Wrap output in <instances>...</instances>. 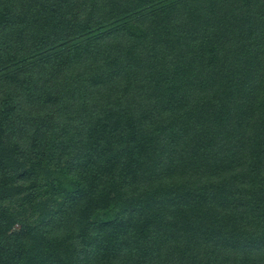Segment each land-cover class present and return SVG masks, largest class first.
I'll return each mask as SVG.
<instances>
[{
  "label": "trees",
  "instance_id": "16d2710c",
  "mask_svg": "<svg viewBox=\"0 0 264 264\" xmlns=\"http://www.w3.org/2000/svg\"><path fill=\"white\" fill-rule=\"evenodd\" d=\"M0 264H264V0H0Z\"/></svg>",
  "mask_w": 264,
  "mask_h": 264
},
{
  "label": "rangeland",
  "instance_id": "374dc122",
  "mask_svg": "<svg viewBox=\"0 0 264 264\" xmlns=\"http://www.w3.org/2000/svg\"><path fill=\"white\" fill-rule=\"evenodd\" d=\"M24 192V191H23ZM33 190L26 191V195H28L29 203L25 205H14V207L19 208L18 213V224L16 228H18L21 224H31L33 222H37L39 219H42L45 215L49 213L51 205H53L52 199H48L45 195L38 196V200L35 202V197H33ZM45 203H50V205H45ZM50 206V207H49ZM55 206V205H54ZM109 215H101L99 220H104Z\"/></svg>",
  "mask_w": 264,
  "mask_h": 264
}]
</instances>
